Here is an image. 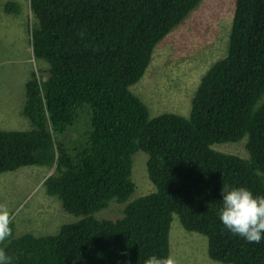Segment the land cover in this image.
<instances>
[{
  "label": "trees",
  "instance_id": "1",
  "mask_svg": "<svg viewBox=\"0 0 264 264\" xmlns=\"http://www.w3.org/2000/svg\"><path fill=\"white\" fill-rule=\"evenodd\" d=\"M200 1L0 0V20L20 28L38 62L24 83L30 128L0 130V175L44 168L42 194L80 217L52 235L12 234L0 245L11 264H144L169 254L179 264L175 227L206 240L209 262L264 264V240L249 243L219 219L223 185L264 196V0H229L224 49L188 117L151 116L129 89ZM245 137L247 158L212 149ZM137 151L154 190L133 197ZM110 201L123 216L94 218Z\"/></svg>",
  "mask_w": 264,
  "mask_h": 264
},
{
  "label": "rangeland",
  "instance_id": "2",
  "mask_svg": "<svg viewBox=\"0 0 264 264\" xmlns=\"http://www.w3.org/2000/svg\"><path fill=\"white\" fill-rule=\"evenodd\" d=\"M228 2L201 0L184 21L155 48L144 75L129 88L147 106L151 116L163 113L189 116L200 78L224 49L231 9L230 6L226 12ZM24 41V38L20 39L16 25L11 21L4 25L0 20L2 130L25 131L30 128L29 121L21 114L25 103L24 83L31 67L38 62L32 58ZM40 64L43 68L48 67L44 61H40ZM244 143L246 137L234 144L214 145L212 149L247 158ZM145 161L146 155L141 151L132 157L131 180L138 187L135 186L133 197L154 190L146 174ZM45 176V169L39 167L22 168L0 176V203H6L13 211L15 236L25 233L52 235L58 232L60 226L80 220V217L66 213L59 203L42 194L40 183ZM124 208V205L110 201L107 207L93 214V217L97 220H116L123 216ZM174 221L177 219L174 218ZM174 232L180 237L176 246L179 264H215L206 259V252L202 250V245L206 244L204 238L184 232L180 227H175Z\"/></svg>",
  "mask_w": 264,
  "mask_h": 264
},
{
  "label": "clouds",
  "instance_id": "3",
  "mask_svg": "<svg viewBox=\"0 0 264 264\" xmlns=\"http://www.w3.org/2000/svg\"><path fill=\"white\" fill-rule=\"evenodd\" d=\"M8 174H12V172L4 175ZM221 194L222 207L219 219L224 227L249 243H260L264 240V196H254L245 187L229 185H223ZM13 218V211L9 209L8 205L0 203V245H3L12 234L14 237L21 236L14 235ZM0 264H11V257L7 255L4 247H0ZM144 264H178V261L171 254L161 257L152 255L144 261ZM215 264H220V262L216 261Z\"/></svg>",
  "mask_w": 264,
  "mask_h": 264
},
{
  "label": "bare ground",
  "instance_id": "4",
  "mask_svg": "<svg viewBox=\"0 0 264 264\" xmlns=\"http://www.w3.org/2000/svg\"><path fill=\"white\" fill-rule=\"evenodd\" d=\"M144 11H145V10H144ZM146 11H147V10H146ZM147 14H148V13H147ZM162 194L165 195V193H161V195H162ZM156 198H157V196H156ZM156 198H155V200L157 201ZM158 198H160V197H158ZM177 198H178V197H177ZM174 199H175V198H174ZM158 200H159V199H158ZM161 200H165V198L162 197ZM161 200H160V201H161ZM169 200H170L169 202H171L173 199L170 198ZM160 201H159V203L161 204ZM178 201H180L179 198H178ZM165 202H166V201H165ZM173 202H174V201H173ZM156 203H158V202H156ZM162 203H163V202H162ZM164 204H165V203H163L162 205L164 206ZM168 204H170V203H168ZM171 204H174V206L176 207L177 204H178V202H177V204H176V202H174V203L171 202ZM182 204H183V203H182ZM150 205L152 206V204H150ZM155 205H156V204H155ZM178 205H180V203H179ZM157 206L159 207L158 204L156 205V207H157ZM163 206H161V208H162ZM171 206H173V205H170V207H171ZM181 206H182V205H181ZM184 206H185V205H184ZM187 206H188V204H187ZM165 207H166V205H165ZM161 208H160V210H161ZM172 208H173V207H172ZM172 208L170 209L171 211H172ZM178 208H179V207H178ZM183 208H184V207H183ZM185 208H188V207H185ZM176 209H177V208H176ZM167 210H168V209H167ZM182 210H183V209H182ZM187 210H188V209H187ZM190 210H191V209H190ZM162 211H163V210H162ZM175 211H176V210H175ZM178 211H179V210H178ZM188 211H189V210H188ZM160 212H161V211H160ZM160 212H159V213H160ZM163 213H164V212H163ZM168 213H170V212H168ZM176 213H177V212H176ZM174 215H175V214H174ZM184 215H186V214H184ZM190 215H191V214H190ZM190 215H189V216H190ZM192 215H193V214H192ZM157 216H158V215H157ZM162 216H164V214H163ZM174 217H175V216H174ZM177 217H178V216H177ZM156 218H157V217H156ZM185 218H186V217H185ZM194 218H196V217H194ZM176 219H177V218H176ZM179 219H180V218H179ZM182 219H183V218H182ZM182 219H181V220H182ZM187 219H188V218H187ZM158 220H159V219H158ZM193 220H194V219H193ZM154 221H155V219H154ZM182 221H183V220H182ZM187 221H189V220H187ZM152 222H153V221H152ZM146 223H149V222H146ZM149 224H150V223H149ZM148 226H149V225H148ZM156 226H157V224H156ZM150 228H151V227H150ZM240 239H241V238H240ZM243 239H244V238H243ZM235 256H236V254H235ZM232 258H233V257H232ZM232 258H231V259H232ZM238 258H240V257H238ZM234 259H235V257L233 258V260H234ZM231 261H232V260H231ZM235 261H236V259H235ZM237 261H238V260H237ZM239 261H240V259H239ZM232 262H233V261H232Z\"/></svg>",
  "mask_w": 264,
  "mask_h": 264
},
{
  "label": "crops",
  "instance_id": "5",
  "mask_svg": "<svg viewBox=\"0 0 264 264\" xmlns=\"http://www.w3.org/2000/svg\"><path fill=\"white\" fill-rule=\"evenodd\" d=\"M8 22H6V23H3L4 25H6ZM19 30V33H21V31H20V28L18 29Z\"/></svg>",
  "mask_w": 264,
  "mask_h": 264
}]
</instances>
